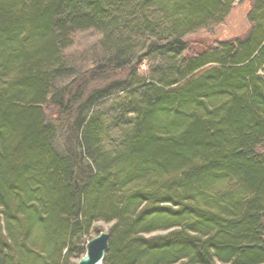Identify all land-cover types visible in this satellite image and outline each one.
Here are the masks:
<instances>
[{
    "label": "trees",
    "instance_id": "obj_1",
    "mask_svg": "<svg viewBox=\"0 0 264 264\" xmlns=\"http://www.w3.org/2000/svg\"><path fill=\"white\" fill-rule=\"evenodd\" d=\"M235 1L0 0V264H77L98 221L104 264H264V0L186 40Z\"/></svg>",
    "mask_w": 264,
    "mask_h": 264
},
{
    "label": "rangeland",
    "instance_id": "obj_2",
    "mask_svg": "<svg viewBox=\"0 0 264 264\" xmlns=\"http://www.w3.org/2000/svg\"><path fill=\"white\" fill-rule=\"evenodd\" d=\"M248 10H249V3L247 0L244 1L236 0L229 15L222 24L212 27L211 30L210 29L200 30L195 34H191L190 36H188L186 40L198 46V45H208L215 42L216 40H224L238 36H243L249 30V23L247 21ZM148 66H149L148 63L145 62L141 69V73H146ZM116 77L119 76L110 75V78H108L106 82H111ZM102 84H104V82H100V83L92 82L90 83L89 87L93 88L95 86ZM120 135H121L120 132L117 133L114 131L111 132V136L114 137L117 136L116 138H118ZM61 141L62 140H60V143ZM67 143H69V140ZM110 227H111V223L98 221L94 223V225L92 226L89 237L94 238L98 236L101 232H109ZM163 233L165 232L159 231L154 234H163ZM72 262L76 263L77 259H72Z\"/></svg>",
    "mask_w": 264,
    "mask_h": 264
},
{
    "label": "water",
    "instance_id": "obj_3",
    "mask_svg": "<svg viewBox=\"0 0 264 264\" xmlns=\"http://www.w3.org/2000/svg\"><path fill=\"white\" fill-rule=\"evenodd\" d=\"M109 233L101 232L86 245V254L77 264H104L105 253L109 247Z\"/></svg>",
    "mask_w": 264,
    "mask_h": 264
},
{
    "label": "bare ground",
    "instance_id": "obj_4",
    "mask_svg": "<svg viewBox=\"0 0 264 264\" xmlns=\"http://www.w3.org/2000/svg\"><path fill=\"white\" fill-rule=\"evenodd\" d=\"M109 233V232H108ZM90 241V240H89ZM89 241H87V243L89 242Z\"/></svg>",
    "mask_w": 264,
    "mask_h": 264
}]
</instances>
